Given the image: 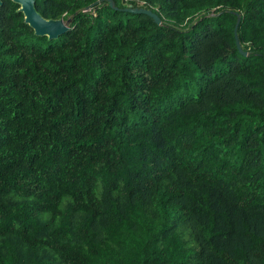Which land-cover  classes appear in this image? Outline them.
<instances>
[{
    "label": "trees",
    "instance_id": "1",
    "mask_svg": "<svg viewBox=\"0 0 264 264\" xmlns=\"http://www.w3.org/2000/svg\"><path fill=\"white\" fill-rule=\"evenodd\" d=\"M96 1L2 0L0 264H264V0Z\"/></svg>",
    "mask_w": 264,
    "mask_h": 264
},
{
    "label": "water",
    "instance_id": "2",
    "mask_svg": "<svg viewBox=\"0 0 264 264\" xmlns=\"http://www.w3.org/2000/svg\"><path fill=\"white\" fill-rule=\"evenodd\" d=\"M19 5V11L22 12L24 16V22L28 24L37 36H46L48 39H54L68 31V19L64 20L62 17L58 19H46L44 18L35 8V0H11ZM101 0H97L98 3ZM109 5L114 7L113 0H108ZM2 5V0H0V6ZM116 8V7H114ZM122 10L130 13L145 14L151 17L156 24H160V17L152 12L150 9L143 7H131L126 6ZM239 20H237L234 27V37L236 40V46L240 53L246 55V52L242 50L240 41L237 35V27Z\"/></svg>",
    "mask_w": 264,
    "mask_h": 264
}]
</instances>
